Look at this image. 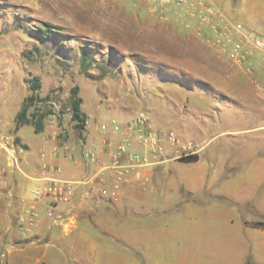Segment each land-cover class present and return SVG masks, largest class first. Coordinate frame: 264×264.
I'll list each match as a JSON object with an SVG mask.
<instances>
[{
	"label": "rangeland",
	"instance_id": "obj_1",
	"mask_svg": "<svg viewBox=\"0 0 264 264\" xmlns=\"http://www.w3.org/2000/svg\"><path fill=\"white\" fill-rule=\"evenodd\" d=\"M208 1L220 17L219 30L240 25L245 38L264 40L263 30L249 32L215 6L237 0ZM166 2L0 0V119L10 122L16 115L35 78L41 86L35 96L52 97L62 107L36 106L56 112L51 119L59 126L70 123L68 130L77 138L84 127L116 122L126 129L144 117L161 139L164 152L157 158L180 162L156 168L144 204L130 214L147 232L134 254L140 264H200L238 244L246 221L264 223L254 207L256 198H264V186L255 188L248 171L264 162V52L252 49L241 63L231 59L214 46L201 9ZM75 87L86 116L81 124L70 109ZM13 130L10 126L0 135L9 137ZM169 132L178 146H199L197 161L207 144L201 163L178 159ZM18 134L29 145L37 140L28 126ZM62 136L69 138L66 129Z\"/></svg>",
	"mask_w": 264,
	"mask_h": 264
},
{
	"label": "crops",
	"instance_id": "obj_2",
	"mask_svg": "<svg viewBox=\"0 0 264 264\" xmlns=\"http://www.w3.org/2000/svg\"><path fill=\"white\" fill-rule=\"evenodd\" d=\"M215 6L228 18L243 23L249 32L264 31V26L257 28L258 24L264 25L263 3L237 0L235 5L227 1ZM21 108L10 122L0 119V134L7 133L12 126L14 130L9 135L18 138L21 144L20 169L10 177L8 188L0 186V264H140L134 252L147 232L134 225L130 214L140 203L144 204L143 193L154 178L156 168L177 159L152 157L147 164L126 160L122 192L115 194L109 168L119 136L110 132L107 139V135L92 125L79 133L81 140L76 134H70V123L59 126L49 117L40 133H36L33 125H25L33 129L37 138L29 145L18 134L24 126L16 127L15 118ZM65 129L68 139L62 136ZM206 145L194 162L196 165L201 163ZM93 147L98 160L90 165L83 158V151ZM131 150L132 154L146 151L141 146ZM55 166L60 168L61 178L73 183L74 192L70 203L59 202L50 207L47 200H36L32 191L43 184L36 180L50 176L45 174L46 168ZM248 171L254 178L255 188L264 186V162L250 165ZM242 200L246 204L253 201L252 198ZM255 200L254 207L264 215V198ZM31 214L34 217L29 224L27 219ZM254 223L258 221H246L241 240L222 249L225 254L211 255L200 264H264V229L251 225ZM179 264L187 263L179 261Z\"/></svg>",
	"mask_w": 264,
	"mask_h": 264
},
{
	"label": "built area",
	"instance_id": "obj_3",
	"mask_svg": "<svg viewBox=\"0 0 264 264\" xmlns=\"http://www.w3.org/2000/svg\"><path fill=\"white\" fill-rule=\"evenodd\" d=\"M157 3V0H153ZM166 3H173L176 7L182 8L187 4H195L201 9L200 18L203 22L208 24L213 32L214 46L222 53H228L229 57L239 63L246 60L251 55V50L264 52V40L259 38H245L241 35V26L226 27L223 31L219 30L220 17L213 7L212 3L208 0H175L171 2L168 0ZM234 33L238 37L233 39ZM45 104L51 106L55 110L61 109V103L56 102L54 98L49 97ZM70 110V109H69ZM49 117L56 118V112H53ZM86 122V121H85ZM86 127H84L85 129ZM122 130H125L122 132ZM103 134L113 132L119 136V142L115 146L116 154L110 164L111 178L113 179V193L118 194L122 191V185L125 181L126 170L124 162L130 160L136 164L150 163L152 157L157 158L159 154H163L164 150L159 145L161 139L150 130L148 120L144 117L138 116L130 121L126 129H123L120 124L113 122L112 124H103L100 128ZM170 147L175 149V155L178 159L195 157L199 153V146L194 143H184L178 146V141L174 133L169 132L166 135ZM15 137L0 135V186L8 188L10 186V177L20 169V151L21 146L15 141ZM106 145L109 143L106 141ZM143 146L146 149L144 153H133L134 147ZM83 158L90 164L97 163V154L95 148L86 149L83 151ZM45 174L50 176L45 179L36 180L39 183L32 191L36 200H47L50 207L59 202L70 203L73 198V183L69 180L60 177V168L50 167L46 168ZM55 172L59 175L55 176ZM102 183L104 181H101ZM34 215L31 214L27 219L29 224L32 223Z\"/></svg>",
	"mask_w": 264,
	"mask_h": 264
},
{
	"label": "trees",
	"instance_id": "obj_4",
	"mask_svg": "<svg viewBox=\"0 0 264 264\" xmlns=\"http://www.w3.org/2000/svg\"><path fill=\"white\" fill-rule=\"evenodd\" d=\"M48 27L50 29L54 28L51 25H49ZM46 31L52 33L51 30H46ZM40 88L41 86L39 83V79L35 78L33 83L30 85V90L32 91V94L29 95L24 100L23 106L15 118L17 128L23 127L25 125H33L35 127L36 133H40L44 130V121L52 113L46 112L45 110H43V108H38V106H36V103L45 102L49 99L47 96L46 98L39 100V98L35 96V92L38 91ZM78 92H79V88L77 87H75L72 90L70 109H71V115H72L73 121L77 122L78 124H81V123H85L86 116L81 111L82 99L77 97ZM82 130H84V128H82ZM15 141L18 145H21L20 140L18 138H16ZM183 161L185 163H190V162L197 161V159L196 158L194 159V157H190V158H184ZM252 225L254 227L264 229L263 222L252 224Z\"/></svg>",
	"mask_w": 264,
	"mask_h": 264
}]
</instances>
